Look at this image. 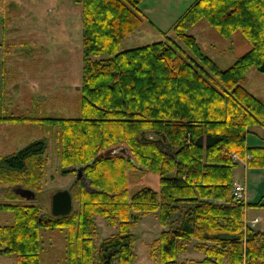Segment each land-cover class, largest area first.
I'll list each match as a JSON object with an SVG mask.
<instances>
[{
	"label": "trees",
	"instance_id": "1",
	"mask_svg": "<svg viewBox=\"0 0 264 264\" xmlns=\"http://www.w3.org/2000/svg\"><path fill=\"white\" fill-rule=\"evenodd\" d=\"M73 1L82 24L80 117L0 122L57 128L62 173L81 170L70 190L78 208L45 217L34 204H0L13 214L12 224L0 226V257L40 264V230L47 229L65 232V264H131L132 224L158 211L163 230L150 255L159 264H264V232L244 223V208L260 204L232 196L239 161L264 169V147L246 144L254 128L264 132V103L239 84L251 68L264 74V0H195L172 36L124 51L121 42L144 21L154 27L142 0ZM201 20L223 38L240 32L250 50L219 69L187 33ZM113 147L121 150L102 154ZM45 149L41 139L0 157L10 201L19 198L13 187L40 189ZM129 170L156 174L159 192L143 187L129 196ZM95 216L117 229L96 252ZM192 242L203 258L177 261Z\"/></svg>",
	"mask_w": 264,
	"mask_h": 264
},
{
	"label": "rangeland",
	"instance_id": "2",
	"mask_svg": "<svg viewBox=\"0 0 264 264\" xmlns=\"http://www.w3.org/2000/svg\"><path fill=\"white\" fill-rule=\"evenodd\" d=\"M194 1L143 0L139 7L147 14V19H150L154 27L151 28V25L144 21L121 42L120 50L162 41L163 33L172 36L174 23ZM144 5L150 9L144 10ZM187 33L195 37L203 54L221 70L231 67L251 48V43L240 32L223 38L205 20L199 21ZM1 39L3 44L0 47V116L80 117L83 53L79 4L73 0H0V43ZM239 84L264 103V74L251 68ZM253 130H257L264 138L261 129ZM247 137L252 140L253 136L250 134ZM255 138L257 137L254 136L253 139ZM41 139L45 141L46 149L40 189L31 191L34 196L27 198L18 192V186L13 187L11 192L19 198L10 201L6 196L8 189L0 186V204H34L40 207L42 215L52 217V195L57 191H70L81 171L74 168L73 172L62 173L58 156L57 128L31 122L0 126V157L15 153ZM120 150V147H113L102 154H114ZM233 174L236 183L242 185L244 168L241 163L238 162ZM252 185L254 184L248 182L249 190L254 189ZM143 187L158 193L159 177L149 172L129 170V196ZM258 191L264 195V184ZM238 201L243 202V199ZM77 208L78 203L73 198L71 212ZM250 216L260 219L253 229L264 232V211L251 213ZM12 222V212L0 210V226H8ZM94 223L96 236L93 238V246L96 252L100 242L117 233V229L110 226L102 216H95ZM162 230L158 211L145 214L137 223L132 224L130 232L134 235L133 250L136 258L131 264H159V261L150 255V245L159 238ZM40 241V264H65L64 231L41 229ZM193 243L189 245L186 253L177 257V261L203 258L202 253L193 249ZM0 264H16L15 255L1 256Z\"/></svg>",
	"mask_w": 264,
	"mask_h": 264
},
{
	"label": "crops",
	"instance_id": "3",
	"mask_svg": "<svg viewBox=\"0 0 264 264\" xmlns=\"http://www.w3.org/2000/svg\"><path fill=\"white\" fill-rule=\"evenodd\" d=\"M142 1L140 2V4L142 3ZM140 4H139V6H140ZM144 7H145L144 10L150 9L149 6L144 5ZM141 11L144 13L143 10H141ZM145 16L147 18H149L147 16V14H145ZM148 20L150 21V19H148ZM148 25H150V24L148 23ZM1 27H3V22L1 24ZM151 28H152V26H151ZM1 42H2V39H1ZM2 44H3V42L0 43V47L2 46ZM1 116H5V115H1ZM6 116H8V115H6ZM19 116H22V115H19ZM7 124H11V123L0 122V126H4ZM253 133H251V135L253 137L256 136L257 138H255V140H254L252 137V140H250L249 137H247L248 136L247 135L246 136L247 146H249V147L263 146L264 147L263 135L258 133L257 130H256V132L254 130ZM248 139H249V141H248ZM239 163H241L242 167L244 168V177H243V183H242V186L244 187L243 202L245 204H257V203L260 204L259 206H246L244 208V223L245 224L247 223V225H250L252 228H254L260 222V219H258L256 217L252 218L250 216V214L254 213V212L259 213V212L264 211V195H263V192L258 191V188L263 187V184H264V169H249V168H247L246 159L243 161H239ZM233 173H234V170H233ZM233 178H234V182H236L234 174H233ZM248 182H251V184H254V185H252V186H254V189L249 190ZM254 220H256L255 224L251 225L252 221H254Z\"/></svg>",
	"mask_w": 264,
	"mask_h": 264
},
{
	"label": "water",
	"instance_id": "4",
	"mask_svg": "<svg viewBox=\"0 0 264 264\" xmlns=\"http://www.w3.org/2000/svg\"><path fill=\"white\" fill-rule=\"evenodd\" d=\"M81 173V172H80ZM77 176L80 179L81 174ZM17 187V186H16ZM18 192L27 198H32L34 195L29 189L17 187ZM72 208V198L69 190H62L55 192L51 197V213L53 217H63L70 213Z\"/></svg>",
	"mask_w": 264,
	"mask_h": 264
},
{
	"label": "built area",
	"instance_id": "5",
	"mask_svg": "<svg viewBox=\"0 0 264 264\" xmlns=\"http://www.w3.org/2000/svg\"><path fill=\"white\" fill-rule=\"evenodd\" d=\"M232 195L237 200L243 199L244 187L241 184L234 182L232 185ZM255 222H256V220L252 221L251 225L255 224Z\"/></svg>",
	"mask_w": 264,
	"mask_h": 264
}]
</instances>
